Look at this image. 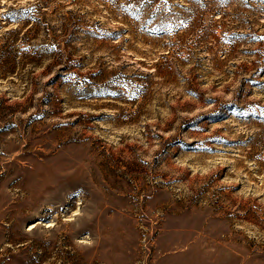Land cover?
<instances>
[{"label":"rangeland","instance_id":"obj_1","mask_svg":"<svg viewBox=\"0 0 264 264\" xmlns=\"http://www.w3.org/2000/svg\"><path fill=\"white\" fill-rule=\"evenodd\" d=\"M0 264H264V0H0Z\"/></svg>","mask_w":264,"mask_h":264}]
</instances>
